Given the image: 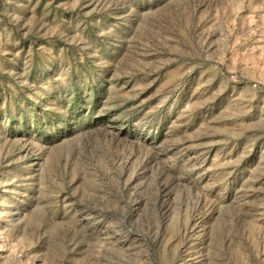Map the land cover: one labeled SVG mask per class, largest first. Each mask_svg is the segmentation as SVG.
<instances>
[{
    "label": "rangeland",
    "instance_id": "374dc122",
    "mask_svg": "<svg viewBox=\"0 0 264 264\" xmlns=\"http://www.w3.org/2000/svg\"><path fill=\"white\" fill-rule=\"evenodd\" d=\"M0 264H264V0H0Z\"/></svg>",
    "mask_w": 264,
    "mask_h": 264
},
{
    "label": "bare ground",
    "instance_id": "6f19581e",
    "mask_svg": "<svg viewBox=\"0 0 264 264\" xmlns=\"http://www.w3.org/2000/svg\"><path fill=\"white\" fill-rule=\"evenodd\" d=\"M39 219H45V215L41 212H37L35 216L32 218V221H38Z\"/></svg>",
    "mask_w": 264,
    "mask_h": 264
}]
</instances>
